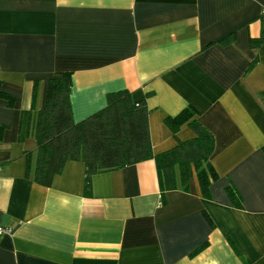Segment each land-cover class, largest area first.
<instances>
[{
	"label": "crops",
	"instance_id": "0c3cea01",
	"mask_svg": "<svg viewBox=\"0 0 264 264\" xmlns=\"http://www.w3.org/2000/svg\"><path fill=\"white\" fill-rule=\"evenodd\" d=\"M262 11L264 0H0V81L15 98H0V264H264V44L249 42ZM66 71L75 122L113 91L144 100L154 153L195 135L165 124L193 109L215 141L211 198L194 174L162 196L153 159L94 174L90 196L80 160L49 186L27 177L36 111Z\"/></svg>",
	"mask_w": 264,
	"mask_h": 264
},
{
	"label": "trees",
	"instance_id": "16d2710c",
	"mask_svg": "<svg viewBox=\"0 0 264 264\" xmlns=\"http://www.w3.org/2000/svg\"><path fill=\"white\" fill-rule=\"evenodd\" d=\"M259 21V35L249 39L252 48L264 44V11ZM232 38L230 34L220 42L225 44ZM71 86L68 71L48 80L44 106L36 111L34 120L36 148L25 154L27 177L49 186L67 159L80 160L85 165L84 192L90 196L94 174L153 159L162 196L177 188L188 190L194 174L202 196L211 198L210 185L218 178L211 163L215 141L212 133L193 117V109L184 108L177 115L165 118V124L175 134L187 123L195 135L166 151L154 153L149 135V109L144 100L134 101L127 89L113 91L106 95L104 107L75 122L70 103ZM0 98L6 100L7 106H13L15 98L3 91L1 81ZM6 128L7 125L0 123V146ZM226 191L233 206L241 207L242 198L236 187L229 185ZM232 247L236 249L234 244Z\"/></svg>",
	"mask_w": 264,
	"mask_h": 264
},
{
	"label": "built area",
	"instance_id": "2783aa9c",
	"mask_svg": "<svg viewBox=\"0 0 264 264\" xmlns=\"http://www.w3.org/2000/svg\"><path fill=\"white\" fill-rule=\"evenodd\" d=\"M10 232L9 227L4 226L0 223V235Z\"/></svg>",
	"mask_w": 264,
	"mask_h": 264
}]
</instances>
